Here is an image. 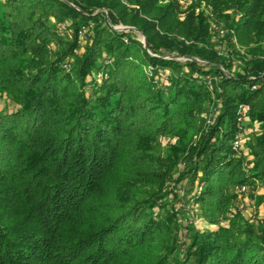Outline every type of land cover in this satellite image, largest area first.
Wrapping results in <instances>:
<instances>
[{
    "label": "trees",
    "instance_id": "16d2710c",
    "mask_svg": "<svg viewBox=\"0 0 264 264\" xmlns=\"http://www.w3.org/2000/svg\"><path fill=\"white\" fill-rule=\"evenodd\" d=\"M162 1L0 0V264H264V0Z\"/></svg>",
    "mask_w": 264,
    "mask_h": 264
},
{
    "label": "rangeland",
    "instance_id": "374dc122",
    "mask_svg": "<svg viewBox=\"0 0 264 264\" xmlns=\"http://www.w3.org/2000/svg\"><path fill=\"white\" fill-rule=\"evenodd\" d=\"M103 1V0H102ZM108 4H113L116 6V11L115 15L117 19L121 21L122 24H119L118 27H124V28H129L125 27L123 23H128L130 18H131V12L135 9H137L136 4L134 3L135 0H106ZM195 0H190L191 2H194ZM196 3V2H194ZM162 4L165 5L167 4L166 0L162 1ZM181 6L184 10L188 8V5L181 0ZM225 31V30H224ZM214 38V44L216 45V49L222 50V48L225 47L221 52L223 55H226L228 52V56L232 57L234 56L233 59V66H234V71H241V59H239V56L244 57V58H249L250 54L248 55V50H254V49H259V53L263 54L264 53V42L262 44H240L237 41L231 42V45H233V48H229V44L227 43V40H220V38ZM142 41V37L140 38ZM223 44V45H222ZM239 54V56H237ZM6 108H10V104L7 101H1L0 102V111L6 110ZM248 113H244L243 115H240L239 117V123H242L244 118L246 117ZM209 119V114L205 115L203 117V120L207 122ZM254 131V129H248L246 134L251 135V133ZM171 145L169 140H160V147L161 150H165L167 147ZM244 145V140L241 138L240 139V148H243ZM184 165H180L178 168L179 171L175 175V178H178V176L185 171ZM242 189V188H241ZM241 189L238 191L240 193L239 195V201L236 204L237 206V213L242 216L246 221L252 223V224H258L260 222L264 221V187L258 185L255 189L249 191L247 190L245 193H241ZM175 193L180 194L181 200L177 202H173L176 206L177 209L179 210H187L188 207L187 204L185 203V199L183 198L184 191H180L179 189H176ZM191 218V217H190ZM195 226H197L198 229L204 230L206 228L205 224L203 222L197 221L194 223ZM217 227H215L216 229Z\"/></svg>",
    "mask_w": 264,
    "mask_h": 264
},
{
    "label": "built area",
    "instance_id": "2783aa9c",
    "mask_svg": "<svg viewBox=\"0 0 264 264\" xmlns=\"http://www.w3.org/2000/svg\"><path fill=\"white\" fill-rule=\"evenodd\" d=\"M216 33L220 36H223L224 35V30H222L221 28H217L216 29ZM242 111H241V115H243L244 113H249L250 112V109H248L247 107H242L241 108ZM240 147V141L237 140V142L235 143V148H239ZM247 191L246 187H243L241 189V193H245Z\"/></svg>",
    "mask_w": 264,
    "mask_h": 264
},
{
    "label": "water",
    "instance_id": "95a60500",
    "mask_svg": "<svg viewBox=\"0 0 264 264\" xmlns=\"http://www.w3.org/2000/svg\"><path fill=\"white\" fill-rule=\"evenodd\" d=\"M116 30L117 31L119 30V31L129 32L131 29L130 28H124V27H118V28H116ZM133 30H135L137 32L136 29H133ZM142 43H143L144 47L146 48L147 40H145L144 37H142Z\"/></svg>",
    "mask_w": 264,
    "mask_h": 264
}]
</instances>
